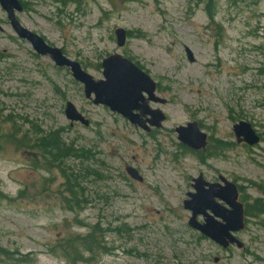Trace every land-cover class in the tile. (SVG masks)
Segmentation results:
<instances>
[{
    "label": "rangeland",
    "instance_id": "rangeland-1",
    "mask_svg": "<svg viewBox=\"0 0 264 264\" xmlns=\"http://www.w3.org/2000/svg\"><path fill=\"white\" fill-rule=\"evenodd\" d=\"M18 1L20 25L93 81L103 80L109 55L146 72L165 100L149 107L165 120L145 133L94 106L68 69L13 34L0 7V248L30 256L28 264H74L62 256L68 240L95 228L87 260L75 264H264V213L252 207L264 204V0ZM120 28L127 38L118 48ZM67 102L89 126L70 125ZM241 121L260 139L253 147L236 143ZM194 122L208 137L195 155L175 133ZM54 132L76 155L60 166L79 178L78 205L33 146ZM199 176L238 186L249 215L235 235L241 248L221 250L188 227L182 203Z\"/></svg>",
    "mask_w": 264,
    "mask_h": 264
},
{
    "label": "water",
    "instance_id": "water-1",
    "mask_svg": "<svg viewBox=\"0 0 264 264\" xmlns=\"http://www.w3.org/2000/svg\"><path fill=\"white\" fill-rule=\"evenodd\" d=\"M0 5L6 11L14 33L20 39L28 40L38 55L49 56L58 67H68L73 78L84 85L86 98H90L91 94L95 96L94 105L107 106L111 112L118 113L127 118L132 125L146 131L149 128L145 126L146 122L142 118L147 114L152 116V119L148 120L151 126L155 128L161 126L160 123L165 120V116L159 110L151 111L148 108L147 101L165 104L164 100L155 97L156 86L154 82L129 60L118 55H110L102 63L104 81L94 82L91 76L86 75L81 70L77 62L69 61L61 54L60 50L49 48L39 36L20 26L14 16V10L18 12L22 10L17 0H0ZM115 35L117 36L116 44L120 47L125 40L124 31L122 29L117 30ZM189 57L191 60V56ZM144 94L147 95L146 99ZM135 111L139 113L134 114ZM65 116L71 122L79 121L85 126L88 125V122L70 103L66 105ZM175 132L178 140L190 149L200 150L206 146L207 137L200 132L195 122L176 128ZM233 133L239 143L242 140L247 145L253 146L259 141L251 126L243 121L234 125ZM127 173L134 180L141 181V177L132 168H127ZM220 180L224 183V186L206 184L201 176L193 181L195 193H188L189 199L183 203V208L191 212L188 225L210 241L215 242L222 249L234 244L241 248L242 244L233 238L232 234L243 230V205L237 201L238 194L235 184L228 183L222 178ZM216 200L222 201L229 209L219 205ZM207 212H210V214ZM198 215L203 216V224L197 222L196 217Z\"/></svg>",
    "mask_w": 264,
    "mask_h": 264
},
{
    "label": "trees",
    "instance_id": "trees-1",
    "mask_svg": "<svg viewBox=\"0 0 264 264\" xmlns=\"http://www.w3.org/2000/svg\"><path fill=\"white\" fill-rule=\"evenodd\" d=\"M33 146L36 149V151L39 153L38 155L42 159L43 166L45 167H53L58 168L61 177L65 178L64 182V193L68 195V198H72V201H74L75 205H78L77 199L80 198V195L78 194V190H80L79 186L76 185L77 182H79V178L75 176L72 173H68L65 170L63 171L61 169V164H63L62 161L67 160L72 157H76V155L73 152V149L69 146H64L63 143H61V138L59 136L58 132H54L51 134H47L43 136L40 139H37L33 142ZM199 154V153H197ZM198 157V155H197ZM199 159V157H198ZM81 196L83 195V192L81 193ZM254 214L256 216H259L260 214L264 213V204L261 200H256L253 204ZM245 217H248L249 215L245 212ZM97 229L93 228V230L88 233L85 236H82V239H76L81 237H74L73 239L68 240V251L63 253V258L67 260L70 263H76V262H83L86 261L85 257L82 255V251H91V239L93 238V233ZM203 239V238H201ZM24 264V263H33L32 258L27 255H20L17 252L12 253L11 255L8 254V252L2 250L0 248V264Z\"/></svg>",
    "mask_w": 264,
    "mask_h": 264
}]
</instances>
